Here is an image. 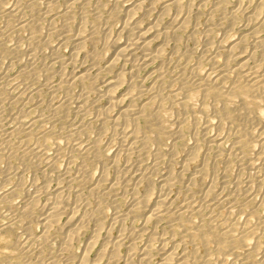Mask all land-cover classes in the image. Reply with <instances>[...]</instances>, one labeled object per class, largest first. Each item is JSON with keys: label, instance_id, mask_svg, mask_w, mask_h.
Listing matches in <instances>:
<instances>
[{"label": "rangeland", "instance_id": "374dc122", "mask_svg": "<svg viewBox=\"0 0 264 264\" xmlns=\"http://www.w3.org/2000/svg\"><path fill=\"white\" fill-rule=\"evenodd\" d=\"M0 1V87L2 86L0 119L2 118L1 123L5 129L14 131H9L10 134L7 136L9 139L6 137L4 143L6 148L4 156L0 157V264H76V260L84 254L89 239L91 240L95 233L96 218L104 225L98 238V248L105 241L114 242L122 238L118 264H126L128 259L130 264H141L140 253L147 245L152 247L150 264H159L162 259V245L159 239L162 237L168 251L178 250L176 251L178 254L185 250L183 252L185 254L196 251L201 259L203 256L207 257L204 244L192 239L193 232L188 229L190 224L187 222L182 225L169 218L145 224L143 210L128 216L129 209L137 199L144 198L154 187H160V177L168 176L169 169H171L169 173L176 178L167 189V193L169 192L167 196L174 201V208L188 203L193 204L195 209L198 208L196 210H200V214L191 219L192 224L199 226L225 214L227 221L237 220L235 221L237 224L240 222L239 225L249 228L247 251H236L235 254H238L236 256L234 254L228 264H264V150L261 148L264 141V102L259 103L257 97L251 98L255 104L253 116L257 117V121L251 124V120L249 123L239 116L238 101L224 102L215 96L207 99L204 88L196 84L207 79L215 80L222 69L233 65L228 53L234 44L232 53L235 55H241L243 51L247 52L246 54L256 51L254 38L243 34V28L247 23L246 17L238 14L235 23L229 20L230 12L237 8L235 6L238 0H226L225 10H220L218 0H180L182 7L179 6L178 9L171 7L170 12L165 14L158 3L151 6L148 2L145 3L143 10L137 12L136 17L147 27L161 19L163 27H171L169 23L176 16V12H181L185 17L189 16L186 28L180 31L178 37L176 36V41L171 40L164 45L162 57L152 64L149 74L140 71L138 74L140 76H137V87H145L144 89L148 91L154 88L151 90L153 92L150 91V94H145L140 99L147 102L150 97L155 96L161 97L164 103L159 131L151 128L154 127L153 120L151 122L142 120L139 123L144 136L147 135L148 138L146 145L148 154L142 155L141 159L140 155H137V149L131 158L125 152L121 136L124 124L107 122L102 125L95 121L99 110L107 106L103 88L104 77L114 78L123 69L125 83L118 89L120 93L127 91L131 64L125 65L121 62L119 68L109 73L105 71L108 74L102 71L106 62L114 56L113 50L105 47L104 40L107 29L110 30L109 35H112L110 38H117L122 19L137 0H89V2L79 0L72 8L67 6L70 4L69 0ZM83 3L85 5L82 8L85 11L81 8ZM147 5L152 8L148 16L144 13L149 8ZM251 11L253 8H250ZM83 13H86L85 16ZM25 22H32L31 27H22ZM85 23L88 24L84 26ZM82 26L88 33L90 30L98 29L94 39L87 40L78 55L72 57L75 53V44L71 36L83 31ZM258 35L264 36V29ZM120 40L125 41L126 36L123 35ZM157 45L160 46V42L155 44L154 49L158 48ZM76 55L77 61L74 58ZM259 56L258 59L264 61V56L262 54ZM72 70L89 71L90 76L85 82H73ZM154 70H161V74L154 73ZM147 75L151 77L148 78ZM232 78L234 76L231 74L225 85L228 86ZM186 102L189 104L187 107ZM224 107L230 108V112L238 118L229 121L225 115L226 117L222 116L223 123L220 122ZM150 108L151 113L157 110L154 105ZM21 120L22 128L15 131L14 128L20 125ZM83 125L86 131L77 132L78 127ZM236 131L238 133L235 134ZM216 138L223 142L220 149L216 147L214 141ZM243 140L244 144L239 147V142ZM258 140L261 141L260 148ZM90 147L89 152H86ZM241 148L242 151L239 150ZM194 151L196 154L199 153L198 158L183 169V163ZM113 160H116V167ZM128 163L142 170L151 169L154 163L158 169L154 172L151 182L143 180L136 185L134 181L129 180L130 176L127 174V177L124 175L123 177L128 180L126 179V182L115 191L109 192L106 183L102 187L99 186L101 190L98 188L96 194H90L89 191L97 186L104 172H107L109 181L113 182L117 178V170L124 169L123 166ZM202 167L207 171L204 173L205 176L204 174L199 176V169ZM82 168L87 170V175L92 176L85 183L79 180L83 173ZM190 177H195V180L189 185ZM59 187L64 188L65 196L68 195L69 198L67 196L66 198L71 202V208L75 207L80 214L86 211L84 215L92 218L94 215L96 220L92 219L86 229L84 228L86 235L75 242L76 247H73L75 253L71 255L60 247L64 237L60 231L51 229L48 236L42 237L43 223L38 219L41 212L39 208L37 210L28 208L33 199L39 202V205L45 204L48 198L45 190L55 192ZM77 194L80 200L75 198ZM123 217L125 218L121 224H115L120 220L118 218ZM130 234L136 239L134 240L136 247L133 245L136 251L130 252L128 249ZM22 242H27L25 249L20 247ZM95 255L96 251H92L91 259L94 260Z\"/></svg>", "mask_w": 264, "mask_h": 264}, {"label": "bare ground", "instance_id": "6f19581e", "mask_svg": "<svg viewBox=\"0 0 264 264\" xmlns=\"http://www.w3.org/2000/svg\"><path fill=\"white\" fill-rule=\"evenodd\" d=\"M86 1L89 2V0H86ZM225 1L226 0H218V3H219L218 5L220 7V10L221 9L225 10V8H226V7H224ZM69 2H70V4L68 3L69 5H67V6H69V8H72L79 2V0H76V1H74V0L70 1L69 0ZM148 2H150L149 4H151V6H154L156 3H158L159 6H161V10H162L163 14L167 13L170 10L171 7L172 8L175 7V8L178 9L179 6L182 3L180 0H137L136 2H134L132 7L128 9L126 16H124V18L122 19L121 29H120V32H119L117 38H110V36H112V35H109V33H110V32H108L109 29L106 30V34L107 35H106V39L104 40V42H105L104 45H105L106 48L110 47V49L113 50L114 56L111 57L106 62V64L103 67L102 71H104V72L108 71V73H109V71L114 70L116 68H119L118 65L121 62H123L125 65L127 63H130L131 64V70L129 72L130 81L127 82L128 83L127 91L124 92V93H120L118 87H120L121 85H123L125 83V77H124L125 73L122 72L123 69H122V71L119 72L118 76H116L114 78H110V77H104L103 78V81H104L103 82V88L105 89V94L104 95H105V98L107 100V106H104L102 110H99V113H98V115L96 116V119H95V121H97V123H100L102 125L106 124L107 122H112V123H114L116 125L124 124V128L121 131V136L123 138V141H122L123 144L122 145L124 146L125 152H127L126 154H127V156L129 158H131L132 155L136 154V152H137L138 153L137 155H140L139 159H141L142 155H145V154L147 155L148 154V152L146 151V145L148 143V141H147L148 138H146L147 135L144 136L143 131L139 127V123L142 120H146V121H150V122H151V120H153V121H155V123L153 124L154 127H151V128H154L156 131L157 130L159 131V129L161 127V122H160L161 109L164 107V103H162L161 97L158 98V97H155V96L150 97L149 101L147 100V102L142 101L140 98L143 95H145V94L146 95L150 94V91L152 89H154V88L152 87V89L150 91H148V90L144 89L145 88L144 86H143L144 88H142L139 85H138L139 87H137L136 86V84L138 82L137 76H140V75H138L140 71H143L146 74H149L148 72L151 69V66L153 67L152 64L162 57L161 55L163 54V51L165 49V48H163L164 45L167 42L171 41V40H175L176 41V36L180 33V31H182V30H184L186 28V26H187L186 20L188 19L187 17H189L188 15H187V17H185V15H183L180 12L181 10L179 9L180 13L176 12V16L169 23L171 25V27H168V28L165 27V26L163 27L162 26L163 24L161 25V23H160V22H162L161 20H163V19H161L160 21L157 20V21H155L154 24H152L151 26L147 27V26L143 25V22H142L141 19L136 17V14H137L138 11L143 10V7H144L145 3H148ZM0 3H1V1H0ZM83 5H85V4L83 3L81 5V8H82ZM146 7H149V6L147 5ZM180 7H182V6H180ZM235 7H237V8L236 9L234 8L235 10L232 9V12H230L231 14H230L229 20H230L231 23H235V19H236V16H238V14H243L246 17V22L247 23H246L245 27L243 28V32H244L243 34H245L246 37L247 36H251L252 38H254V40H255L254 41V48L256 49V51L251 53V54H246L247 52L243 51V53L241 55H235V54H233L234 53L233 48L235 46V44H234L231 47V49H229L230 52L228 53L230 55L229 57L231 58V60L233 62V65H228V67H225L224 69H222V71L220 72V74L218 75V77L215 80L207 79V80H203L201 83L198 82L196 84H200L201 87L204 88V92H205V94L207 96V99L215 96V97L221 98L222 100H224V102H227L229 100L238 101L239 102V107H240V115L239 116L243 117V119L245 121H249V123L252 121L251 124H253V121H255L257 119V117L253 116V108H254L253 105H255V104L252 103L251 98L252 97H257L259 99V103L260 102H264V61L261 58L258 59L259 54H262L264 56V36L258 35L259 32L264 29V11H263L264 10V0H238V4ZM250 8H253V11L250 12ZM110 11H112V10H110ZM151 12H152V8L149 7L147 12H144V13L148 16L149 14H151ZM83 14L85 16L86 13H83ZM101 14H100V16H102ZM62 18H65V17H62ZM73 18H75V17L73 16ZM85 18H87V17H85ZM85 20H87V19H85ZM85 20H84V22H86ZM86 24H88V23H85L84 26H86ZM31 25H32V22H30V23L29 22H25V24H22V27H31ZM84 29H85V27L82 26V30L83 31H81L80 33L78 32L76 35H73V36L70 35L71 37H73L72 38L73 39V43L75 44V53L72 54V57H73V55H75V54H77V53H79L81 51V49L84 47L85 42L87 40L94 39V34H95V32H96V30L98 28L94 29L93 31L90 30L89 33L87 32V30L84 31ZM51 35H48V36H51ZM123 35L126 36V40L125 41H121L120 40V37H122ZM245 35H243V36H245ZM65 37H67V36H65ZM65 37H64V40H65ZM124 39H125V37H124ZM70 40H71V38H70ZM241 41H242V39H241ZM63 42L65 43V41H63ZM157 42H160V46L157 45L158 48L154 49V46H155V44ZM64 43H62V44H64ZM77 55L74 56V58L75 57L77 58ZM89 55H90V53H89ZM76 58H75V60H76ZM84 59H85V57H84ZM73 65H75V64H73ZM97 65L98 64H96V66ZM73 69H74V67H73ZM161 70H157V71L154 70L153 72L157 73L158 75H160L161 74V72H160ZM72 71H74V70H72ZM98 71L99 70H97V73H98ZM218 71H220V70H218ZM151 72H152V70H151ZM105 73H107V72H105ZM71 74H72V78H71L72 81L73 82L79 81V83L80 82H85L86 79H88L89 76H90L89 71H86V72L74 71ZM231 74H232V76H234V78H232V80L230 81V83L227 86L225 84L228 81V79L231 77ZM65 75H67V74H65ZM147 76H148V78L151 77V75H147ZM71 79H69V80H71ZM96 80H99V79H96ZM68 85H70V84H68ZM151 92H153V91H151ZM104 95H103V97H104ZM153 105H154V107L156 106L157 110H155L156 109L155 108L154 109L155 111H153L151 113V111H150L151 108L150 107L153 106ZM185 105L187 107L189 104L186 102ZM80 106H82V105H80ZM223 106H225V105H223ZM82 107H80V112H81ZM224 108L225 109L221 113L220 118H222V116H225V115H227V118H228L229 121H235L236 118H238V117H236V115L234 113L230 112V108H226V107H224ZM148 110L150 111V114L147 113ZM218 115H219V113H218ZM217 116L215 118H217ZM66 117H68V116H66ZM1 119H0V157L4 156V150L6 149L4 143L7 140L6 137L10 134L9 131L10 132H14L12 129H11L12 131L8 130V129H5V126L1 123ZM19 119H21V118H19ZM216 120H218V119H216ZM180 121L181 122L178 121L179 124L180 123L182 124V120H180ZM220 122L223 123V118L221 119ZM19 123H20V125H18L17 127L14 128L15 131L22 128V124H23L22 120ZM84 125L82 127L79 126L78 127L79 129H78L77 132H80V133L85 132L86 131V127ZM257 125H259V124H257ZM90 126H92V125H90ZM148 127H150V126H148ZM246 128H248V126ZM26 129L27 128H25V130ZM238 131H236L235 134L238 133ZM28 132H29V129H28ZM29 133L31 135V132H29ZM7 138L9 139V137H7ZM249 139H247V140H249ZM21 141H23V140H21ZM214 141L216 143V147H219V149H220V147L222 146V143H223L221 141V139L216 138V139H214ZM260 143H261V141L258 140L259 148H260V145H259ZM243 144H244V140L240 141L239 142V145H240L239 147H241ZM261 148H262V150H264V141H263V143L261 145ZM46 149H49V148H46ZM90 149H91V147L86 149V152H89ZM96 149H97V147H96ZM10 150L11 149H9V151ZM19 150H20V148H19ZM134 150H136V152H134ZM239 150L242 151V148L239 149ZM195 151H194V153H192L190 158L186 162L183 163V166H184L183 169L187 168L190 162H193V161H195V159L198 158V154L199 153L197 152L198 154H196ZM149 152H151V150ZM98 153H99V151H98ZM241 153H243V152H241ZM25 154H27V153H25ZM31 157H33V156H31ZM96 157H97V155H96ZM155 157H156V155H155ZM97 159H99V158H97ZM71 163H73V162H71ZM113 165L116 167V160H113ZM137 166H139V164H137ZM151 167L152 168L149 169V170H142V169L136 168L134 164L132 165V164L128 163L125 167L123 166L124 169L117 170L118 171L117 172V178L113 182L109 181V178H108L109 176H108V174H106L107 172H104L102 174L99 182H97V184H96L97 186L96 187L94 186V188L92 187V189L90 187L91 191H89V192L91 194V193H95L97 190L99 191L100 187L104 186V184H106V183H107L109 192H113L118 187H120L121 184H124V182H126L127 178L125 179L124 177L127 174H129V176H130L129 180L134 181V183H136V185H137V183H140L143 180H150V182H151V180L153 178L152 176L154 175V172H156V170L158 169V167H156V164H154V163H153V165ZM169 170H171V169H169ZM169 170L167 172L168 176H163L162 175L160 177L161 178V181L159 183L160 187H159V185H158L159 188H155L154 187L153 189H151L149 191V193L147 192L148 194H146L144 198L142 197L141 200L137 199V201L133 204L131 209H129L128 216L129 215H131V216L135 215L140 210H143L144 214H145V224L146 223H150V222H154V221L155 222H160L162 220L169 219V218H173L174 220L178 221L182 225L185 224V222H187L188 224H190L188 229H190V231L193 232L192 234H193L194 238H192V239H194L195 241H197L199 243L204 244L208 255L205 258L203 256V258L201 259L199 257L200 254L197 255L196 251L194 253H191V254L183 253L186 250L183 251L182 254H178L176 252L178 250H175V251L172 250L171 251V249H170V251H168L166 249V247H165L166 246L165 245V239H163V237H162L161 239H159V240H161V242H159V243H161V245H162L161 246L162 247V253H161L162 254V259L160 260L161 262L159 264H217V263H219V264H228V263L231 262L232 258L234 257L233 255L235 254L236 251H239V252L247 251L246 249L248 247V241H249V228H247L246 226H243V225H239V224H241L240 222H239V224H237L235 222L237 220L234 221V220L230 219L231 220L230 221L228 219V221H227V218L224 216L225 215L224 214V215H220L219 217H217L216 220H209V221L203 222V223H201V225L199 224V226H197V225H195V223H193L194 225L191 223V219L196 214H200V210L199 211L196 210L198 208L195 209L192 206L193 204L190 205L188 203H185V205H182V206L174 208L175 207V206H173L174 201H172L171 198H168L167 194L169 192L167 193V189H168L169 186H171L174 183L176 178L174 176H172V174L169 173L170 172ZM86 171H85V169L82 168L81 173L82 172L83 173L81 174L80 179H79V180H81V182L83 181L84 183L88 182L91 179V177H92L89 174H88L89 175L88 176L86 174ZM205 172H207V171L203 167L200 168L199 169V176H203V174ZM123 175H124V177H123ZM204 176H205V174H204ZM194 178L195 177H192V178L190 177L189 178V181H190L188 183L189 185H190V183L193 182V180H195ZM107 181H109V182H107ZM150 182H148V183H150ZM194 182H196V181H194ZM41 189H43V188L41 187ZM41 189H40V192H41ZM63 189L59 187L58 189H55V192H48L47 190H45L46 195L48 197L47 200H46L47 202L45 204L39 205L38 204L39 202H37L35 199L32 198L33 200L32 199H31L32 201L30 200L31 201L30 205L29 206L27 205V206H28L29 210H37L39 208V210L41 212V214H40L38 219L42 220V223H43V230H44L43 233L44 234H42V237L44 238V237L48 236L49 235V231L51 229H56V231L57 230L60 231L61 233L64 234V237L61 240V246L60 247L66 253L71 255V254L75 253L74 252V248H73V247H76V245L74 246L75 242L81 240V238L86 235L85 232H84V228L86 229L87 225L91 222L92 219H94L95 216L92 215L93 216V218H92L90 216V214H89L90 217H88V216L84 215L85 213H87L86 211L84 212V214H80V213H78V210L75 207L71 208V202L66 198V196L68 197V195L66 194V196H65V191ZM134 191H136V190H134ZM38 192H39V190H38ZM35 196H33V197H35ZM76 197L78 198V200L81 199L78 196V194H77V196H75V198ZM85 199L88 200V198H85ZM87 200L86 201L84 200V201L87 202ZM79 202H81V201H79ZM88 204H90L89 201H88ZM207 206H208V204H207ZM214 207H215V205H214ZM197 216H199V215H197ZM135 217H137V215ZM124 218L125 217L118 218L120 220L116 221L115 224H119V223L121 224L122 220ZM229 218H231V217H229ZM96 220H97V222L95 224V229L93 228L95 233H93L94 235L91 238V240L89 239V242L86 245L87 248H86L84 254L80 258H78L76 260V264H102V263H104V264H118L117 261L120 259L118 257H119V253H120L119 249H120V247L122 245L121 244L122 238L120 236L121 239H119L117 241H114V242H110L111 240L109 241L108 238H107L108 241H105V243L103 245L100 244L102 246L100 248H98L97 247V244L99 242L98 238L101 235L100 231L103 229L102 226H104V225H102V223L100 222L101 220L99 221L98 218H96ZM232 221H234V222H232ZM145 224H144V227H146ZM185 226H187V225H185ZM113 227H114V225H113ZM60 232H58V233H60ZM146 232H148V231H146ZM187 232H189V231H187ZM123 234L125 235V233H123ZM149 236H152V235H149ZM129 237H130V241H129V244H128V249L131 252L132 250H134V246L136 247V244L134 245V243H135L134 240H136V239H133L135 237L132 238L131 234H130ZM47 238H45V240ZM104 238H105V236H104ZM151 238L152 237H150V239ZM153 238H154V240H156L155 239L156 236H154ZM132 239H133L134 242L132 241ZM46 242H47V240H46ZM31 243H33V242H31ZM39 244H40V242H39ZM26 245H27V242H22L20 244V247L25 249ZM177 245L179 246L180 244L177 243ZM197 246H199V244ZM151 248L152 247L150 245H147V247L145 249H143V251H141L140 259H139V260H141L139 262H142L141 264H150L149 260H150V256H151L150 255ZM178 248H180V247H178ZM27 249H28V247H27ZM42 250H43V248H42ZM92 251H96V255H95L96 257H94V260L91 259V257H90V255L92 254ZM134 251H136V250H134ZM237 254H235V256ZM250 258H251V256H250ZM127 259L128 258H126V260ZM248 259H249V257H248ZM128 260L129 261H126V264H130V259H128ZM49 264H54V263H49Z\"/></svg>", "mask_w": 264, "mask_h": 264}]
</instances>
